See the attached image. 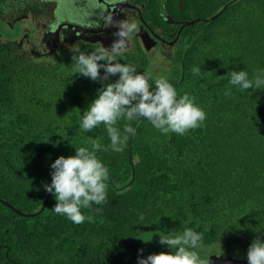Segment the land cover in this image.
I'll use <instances>...</instances> for the list:
<instances>
[{"label":"trees","instance_id":"16d2710c","mask_svg":"<svg viewBox=\"0 0 264 264\" xmlns=\"http://www.w3.org/2000/svg\"><path fill=\"white\" fill-rule=\"evenodd\" d=\"M138 1L146 3L145 20L165 22L162 3L175 22L168 31L180 38L168 81L195 98L206 120L184 135L163 134L143 118L127 122L135 134L113 151L103 124L85 132L81 123L98 90L118 75L92 81L72 61L0 33V264H138L141 237L185 228L202 233L200 243L215 253L239 259L247 260L253 240H264V87L241 90L227 75L264 71V0ZM49 9L40 0H0V20L11 25L31 10L41 21ZM149 52L139 45L115 59L148 73ZM125 123L116 125L122 135ZM93 139L109 171L107 201L82 208L94 222L77 225L52 210L57 201L44 186L57 158L91 150Z\"/></svg>","mask_w":264,"mask_h":264},{"label":"clouds","instance_id":"9594fccd","mask_svg":"<svg viewBox=\"0 0 264 264\" xmlns=\"http://www.w3.org/2000/svg\"><path fill=\"white\" fill-rule=\"evenodd\" d=\"M22 19L24 17L18 18V21ZM172 22L175 23L171 19ZM135 28L134 23L122 22L118 26V37H127ZM177 37L179 40L180 31ZM26 45L30 47L27 43ZM123 46L124 39L120 38L110 48L100 47L89 54L81 53L75 60L67 58L73 62L74 72L92 81L104 82L109 81L112 76L119 77L115 82L103 84L98 90L96 98L82 115V130L90 132L103 124L110 138L109 147L113 151L121 152L128 140L127 134H135V129L127 122L143 118L161 133L177 135H184L201 127L206 120V113L193 96L188 93L179 95L176 88L163 76L154 80L153 88L150 73H138L135 66L116 62L115 58ZM143 46L146 52L150 50L146 49L145 44ZM40 48L37 45V48L32 49L38 51ZM59 59L64 60L61 56ZM101 69L104 70L103 75ZM192 72L199 75L201 69L193 67ZM227 75L230 76L229 84L238 86L241 90L264 87V71L254 72L251 79L247 70H232ZM122 119L126 121L123 135L116 126ZM100 150V143L93 139L91 150L79 147L76 148L75 155L60 156L51 165L54 170L51 173V184L44 186L57 201L52 210L77 225L84 223L85 219L94 222L93 216L85 217L82 208H90L93 203L101 205L107 201L109 171L97 157ZM140 219L143 220L144 216L141 215ZM159 236L160 244L167 245L172 251L150 254L144 258L141 249L138 264H208L195 250L202 241V233L185 228L183 232L172 231ZM247 261L248 264H264V240L258 237L252 241L247 252Z\"/></svg>","mask_w":264,"mask_h":264},{"label":"flooded vegetation","instance_id":"af4514ba","mask_svg":"<svg viewBox=\"0 0 264 264\" xmlns=\"http://www.w3.org/2000/svg\"><path fill=\"white\" fill-rule=\"evenodd\" d=\"M40 1L43 2L42 0ZM67 1L68 2L66 9L70 10L75 8V12L78 13L82 10L88 13V7H92L93 16H96V13L98 15L99 22L97 24V27L93 28L92 26L84 23H77V25H75L74 27L64 28L62 26H65L66 24L62 23L63 25L60 26L58 31H53V26L55 25V22L57 20L55 16L60 12L59 4L55 2L53 7L50 8L49 12V17L52 16V20L55 19V22H49L47 24H44L43 26H37L36 33H34L35 35L33 37H23V44L27 43L30 46V49L37 48V45H40L41 48L40 50L38 49L40 53H42L43 55H51L52 57L59 58L60 56L58 54L60 50V41L61 35L63 33L66 36H71L72 34L76 36L77 34H79L80 37H82L84 40V42L81 43L80 47L84 46L86 43H92L96 44L97 47L101 46L110 48L114 41L122 38L124 39V46L120 52L130 50L133 45L136 44L134 47V53H136L137 50L136 46L139 45L143 48L144 52H146L140 38L137 36L139 32H148L152 37L155 38V40L152 39V44H155L151 47L150 51L157 47H160V49L162 48L163 50H167L168 46H171L170 42L174 40L178 35L177 32L176 37L173 38V36L175 35V30H173L172 32L168 31L169 22L171 23V19L170 15L166 12L167 10L165 8V5L162 3L160 4V7L163 10L162 15L165 18V22L160 23V20L158 18H156V22L147 19L145 20L143 12L146 7V3L139 2L138 0H92V4L88 3L91 2V0ZM84 1L88 6L87 8H84L82 4ZM117 2L120 3L118 6L109 8L110 4H114ZM22 17H26L28 19L29 17H32L36 22L38 21L37 15L31 10L28 13H24L20 18ZM122 22L134 23L136 25L135 30L127 37H118V26ZM78 25L84 27L85 29L79 30L78 28H75ZM103 35L105 37H103Z\"/></svg>","mask_w":264,"mask_h":264},{"label":"rangeland","instance_id":"374dc122","mask_svg":"<svg viewBox=\"0 0 264 264\" xmlns=\"http://www.w3.org/2000/svg\"><path fill=\"white\" fill-rule=\"evenodd\" d=\"M43 2H49L50 8L53 7L54 3L57 2L59 4L60 12L55 16L57 18L56 22L55 19L52 20V16L49 17V15H46L44 19H41V21H35L32 17L26 18L18 21L15 20L11 25H7L3 23V21L0 20V33L3 35V40H13L17 39L19 37H24L22 35H30L34 36L37 30V26H43L44 24H47L48 22H55V25L53 26V31H58L60 28V25L62 23L66 24L65 26H62L64 28H70V25H77V23H84L89 26H92L93 28L97 27V24L99 22L98 15L96 13V16H93V8L88 7L86 5V2L84 1L82 4L84 8L88 7L89 12H84V10L75 12L74 9L67 10V0H42ZM92 4L91 2H88ZM142 5V4H141ZM78 7V6H76ZM67 10V11H66ZM50 12V9H49ZM137 21V20H135ZM195 21V20H192ZM39 23V25H38ZM61 27V28H62ZM96 41V40H95ZM84 42L83 38L80 37L79 34L76 36L72 34L71 36H66L64 33L61 35V41H60V50H59V56L63 57L65 61H68L67 58H71L75 60L79 56V53L84 52L85 50L81 49V43ZM136 44L133 45V47L128 50L130 52H134V47ZM101 46L97 47L100 48ZM128 47V46H127ZM139 46H136V48ZM167 48V47H166ZM177 49V46H168L167 50H163L160 47H157L149 52V55L152 56L151 66L150 69L148 68V73L151 74V77L155 80L156 78H159L165 74L167 75L166 78L168 80L169 73H171V69L173 67L174 58L171 56L172 53H174V50ZM93 50H86L87 54L95 51ZM48 58H51L49 56ZM44 60V59H43ZM64 61V62H65ZM144 240V241H143ZM160 239H156L153 237V235H148L145 238H140V250L142 249V255L148 256L150 254H156L160 253L162 251L168 252L172 251L167 245H161ZM200 257L202 259H206L208 261V258L211 254L214 252V246H205L204 244L200 243L198 248L195 249ZM202 253V254H201Z\"/></svg>","mask_w":264,"mask_h":264},{"label":"water","instance_id":"95a60500","mask_svg":"<svg viewBox=\"0 0 264 264\" xmlns=\"http://www.w3.org/2000/svg\"><path fill=\"white\" fill-rule=\"evenodd\" d=\"M120 3H114V4H110L109 8L111 7H116L118 6ZM212 19L215 18V16H212L211 17ZM194 21H192L193 23ZM63 24H61L60 26H62ZM75 25H70V27H74ZM75 28H78L79 30H83L85 29L84 27L78 25L77 27ZM140 39L142 40L143 44H145L146 46V49H151V47L155 44L153 43L152 44V39L154 38H151V36L149 35V33L147 32H139L137 34ZM155 40V39H154ZM178 40V37H176L174 40H172L170 42V45H173L176 41ZM51 184V183H50ZM50 193L48 192L47 194V198L49 197ZM46 201L47 199L45 200L44 202V205L46 204ZM2 202H4L6 205H8L9 207L13 208L17 213H21V214H27V213H24L20 210H18L16 207H14L12 204H10L8 201H5L2 199ZM44 205H43V208H44ZM209 264H248V261L246 259H239V258H235L231 255H219V254H212L209 258Z\"/></svg>","mask_w":264,"mask_h":264}]
</instances>
